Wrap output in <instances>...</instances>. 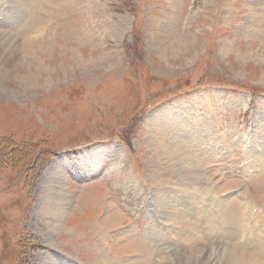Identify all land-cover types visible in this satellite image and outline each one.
<instances>
[{
	"label": "rangeland",
	"instance_id": "rangeland-1",
	"mask_svg": "<svg viewBox=\"0 0 264 264\" xmlns=\"http://www.w3.org/2000/svg\"><path fill=\"white\" fill-rule=\"evenodd\" d=\"M0 264H264V0H0Z\"/></svg>",
	"mask_w": 264,
	"mask_h": 264
},
{
	"label": "bare ground",
	"instance_id": "bare-ground-1",
	"mask_svg": "<svg viewBox=\"0 0 264 264\" xmlns=\"http://www.w3.org/2000/svg\"><path fill=\"white\" fill-rule=\"evenodd\" d=\"M53 179H54V176L51 177V182H54ZM55 180H57V179H55ZM55 182H56V181H55ZM63 199H64V198H63ZM64 207H65V206H64ZM57 208H58V207H57ZM59 208H60V207H59Z\"/></svg>",
	"mask_w": 264,
	"mask_h": 264
},
{
	"label": "trees",
	"instance_id": "trees-1",
	"mask_svg": "<svg viewBox=\"0 0 264 264\" xmlns=\"http://www.w3.org/2000/svg\"><path fill=\"white\" fill-rule=\"evenodd\" d=\"M21 150H19V152H20ZM16 153H17V151H16Z\"/></svg>",
	"mask_w": 264,
	"mask_h": 264
}]
</instances>
